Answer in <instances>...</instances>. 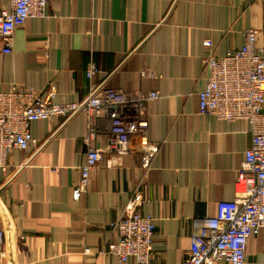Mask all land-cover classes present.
Returning a JSON list of instances; mask_svg holds the SVG:
<instances>
[{
  "label": "crops",
  "instance_id": "obj_1",
  "mask_svg": "<svg viewBox=\"0 0 264 264\" xmlns=\"http://www.w3.org/2000/svg\"><path fill=\"white\" fill-rule=\"evenodd\" d=\"M11 3L0 0V10ZM248 27L259 31L255 47L264 52L263 0H49L45 16L16 28L11 52H4L0 37V91L34 88L54 93L60 102L82 100L93 60L104 71L93 82L133 95H161L145 107L149 138L161 145L152 166L143 168L139 152L109 150L110 126L102 119L95 143L103 157L80 199L73 188L87 154L86 114L66 124L60 118L31 122L38 144L14 150L0 175L8 263L121 264L102 246L118 240L111 224L140 193L136 209L158 224L154 264H184L193 219L213 216L218 202L235 198L252 142L248 122L200 112L198 92L208 78L211 51L204 42L210 39L214 53L224 55L244 45ZM246 259L245 264H264L263 230L250 237Z\"/></svg>",
  "mask_w": 264,
  "mask_h": 264
},
{
  "label": "built area",
  "instance_id": "obj_2",
  "mask_svg": "<svg viewBox=\"0 0 264 264\" xmlns=\"http://www.w3.org/2000/svg\"><path fill=\"white\" fill-rule=\"evenodd\" d=\"M49 0H12L9 10H0V37L4 52L12 51L14 32L29 19L45 16ZM264 3V0H263ZM259 31L248 27L245 42L218 56L213 42L206 57L208 78L199 90L200 112L221 121L244 120L250 126L251 145L235 182L236 196L217 204L216 214L193 219V233L184 264H209L211 260L229 264H245L247 245L253 234L264 231V52L256 49ZM97 73H104L92 60L86 68L90 80L89 93L78 101H58L49 92L38 93L34 88L13 87L0 91V175L8 168L9 155L16 149L27 150L37 145L30 124L41 119L60 118L68 123L76 115L86 114L89 132L85 138L87 154L80 166L81 177L73 188V196L80 199L92 183V172L103 157L95 143L97 122L106 120L110 126L108 149L116 153L139 152L146 171L152 166L160 144L149 138L146 103L160 98L157 91L128 94L107 86L105 81L93 82ZM147 72H143L145 75ZM30 163L27 160L16 172ZM141 194L136 193L126 205L124 214L113 222L117 241L107 242L102 252L113 254L123 264L134 258L136 264H154L153 241L157 219L137 210ZM86 253L90 249L86 248ZM0 264H10L4 249V232L0 228Z\"/></svg>",
  "mask_w": 264,
  "mask_h": 264
}]
</instances>
